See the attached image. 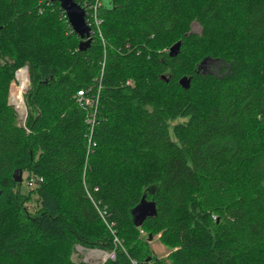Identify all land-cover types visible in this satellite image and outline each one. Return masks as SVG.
I'll list each match as a JSON object with an SVG mask.
<instances>
[{"label": "trees", "instance_id": "1", "mask_svg": "<svg viewBox=\"0 0 264 264\" xmlns=\"http://www.w3.org/2000/svg\"><path fill=\"white\" fill-rule=\"evenodd\" d=\"M103 1L81 48L59 2L0 0V264H79L107 224L102 264H264V0Z\"/></svg>", "mask_w": 264, "mask_h": 264}, {"label": "water", "instance_id": "2", "mask_svg": "<svg viewBox=\"0 0 264 264\" xmlns=\"http://www.w3.org/2000/svg\"><path fill=\"white\" fill-rule=\"evenodd\" d=\"M52 2H59L61 8L65 11L66 16L69 20L70 25L72 26L73 30L80 36L81 42L80 46L87 47L90 45L91 36H90V28L86 22V10L85 8L80 5L76 0H50ZM87 40L85 41V39ZM181 41L173 44L170 47L169 53L171 56L176 55L180 52L181 49ZM206 61V60H205ZM181 83L188 87L190 84V78L183 77L181 79ZM20 176L15 174L18 180H21L22 171L18 169ZM156 203L154 201L148 202L145 200L140 201V203L132 209L133 221L136 226H140L143 222L151 216L156 214ZM149 240H152V235H149Z\"/></svg>", "mask_w": 264, "mask_h": 264}, {"label": "rangeland", "instance_id": "3", "mask_svg": "<svg viewBox=\"0 0 264 264\" xmlns=\"http://www.w3.org/2000/svg\"><path fill=\"white\" fill-rule=\"evenodd\" d=\"M93 2H95V0H93ZM109 1L108 0H105V4H107ZM191 29H192V31H194V32H197V33H200L201 32V25L197 22V21H194L192 24H191ZM170 49V48H169ZM203 65H205L204 66V68H203V70L205 71V72H207V71H209V70H211V69H215L214 67H212V65L210 64V63H205V64H203ZM217 70H219V69H217ZM14 78H15V80H16V82H17V86H16V90L15 91H13V98L15 99V96H16V94L18 93V86H19V79H17V77H16V72H15V74H14ZM11 84H13V82L11 83L10 82V86H9V92H8V103H9V105H11L12 106V108L15 110V107H14V105L11 103V100H10V98H11V93H12V90H13V88H12V86H11ZM24 102H25V99H24ZM26 104V103H25ZM28 108V107H27ZM16 111V113H17V116L18 117H20L21 116V114H20V112H19V110L17 111V110H15ZM29 109H28V111H27V115H26V117H25V119L22 121V123L20 122V121H18V124L19 125H21V126H23V123H24V126H25V124H26V121H27V117H28V114H29ZM19 119V118H18ZM27 128V127H26ZM25 174V173H24ZM23 177H27L26 175H24ZM23 187H24V184H23ZM32 205V204H31ZM108 228V227H107ZM109 229V228H108ZM109 231H110V233L112 234V236H113V233H112V231L109 229ZM115 232H116V230H114ZM117 233V232H116ZM140 233H141V231H140ZM143 235V234H142ZM117 237H118V239L120 240V242H122L123 243V239H121L119 236H118V234H117ZM113 238H114V236H113ZM77 247V246H76ZM114 247H121L120 245H117V246H115V244H114ZM114 247H112V249L114 248ZM150 247L153 249V253L156 255V256H162V257H165V255L166 254H168V249H167V246H165L157 237H154V239L151 241V243H150ZM112 249H109V250H102V249H97V248H95V249H93V248H85V247H83V246H78L77 247V251L74 253V255H73V259L76 261V262H78L79 264H100L101 262H102V259H104V255H105V253L106 252H111L112 251ZM94 250H99V251H97V254L94 252ZM167 256V255H166Z\"/></svg>", "mask_w": 264, "mask_h": 264}, {"label": "built area", "instance_id": "4", "mask_svg": "<svg viewBox=\"0 0 264 264\" xmlns=\"http://www.w3.org/2000/svg\"><path fill=\"white\" fill-rule=\"evenodd\" d=\"M101 6H102V0H95V2L92 1L90 3L86 2L83 5V7L86 10V22H87V24L92 25L93 27H96L99 34H102V32L100 31V27H101V24L103 23V18L99 14ZM19 71H23L25 73V77H29V70H28L27 65L20 67L16 71V73H18ZM11 86H13V84H11ZM78 95L83 96L81 91L78 92ZM10 100H11V103L14 105L15 110H17V111L20 110L23 112L21 114V116L19 117V121L22 123V121L25 119V117L27 115V111H28L27 105L24 102H22V104H24V106H25L24 108H22V106L19 103H17V101L14 100L13 90L11 93ZM85 102H86V104H93L92 100L89 98H86ZM23 125H24V123H23ZM141 232L143 233V231H141ZM97 251H99V250H94V252L96 254H97ZM107 259H115V253L114 252H106L104 255V259H102V262L100 264L104 263ZM132 262H133L132 264H142V263L138 262L137 260H132Z\"/></svg>", "mask_w": 264, "mask_h": 264}, {"label": "bare ground", "instance_id": "5", "mask_svg": "<svg viewBox=\"0 0 264 264\" xmlns=\"http://www.w3.org/2000/svg\"><path fill=\"white\" fill-rule=\"evenodd\" d=\"M88 27L90 28V36H92L94 34H98V31H97L96 27H93L92 25H89V24H88ZM16 77H17V79H19V86H18V93L16 94L14 100L17 101V103H19L22 106V108H24L25 106H24V104H22V102H24V94H25L26 90L28 89L29 78L25 77V73L23 71H19L18 73H16ZM24 103H26V102H24ZM19 112H20V114L23 113L20 110H19ZM18 178H19V176H18ZM142 200H145V201H148V202H152L153 201V200L146 199L144 196L141 198V201ZM107 226L113 233V236H114L113 243L115 244V246H117V245L121 246L120 240L118 239V237L116 235V232L111 228V224H107ZM111 252L115 253L116 252V247H114Z\"/></svg>", "mask_w": 264, "mask_h": 264}, {"label": "crops", "instance_id": "6", "mask_svg": "<svg viewBox=\"0 0 264 264\" xmlns=\"http://www.w3.org/2000/svg\"><path fill=\"white\" fill-rule=\"evenodd\" d=\"M162 257V256H161Z\"/></svg>", "mask_w": 264, "mask_h": 264}]
</instances>
